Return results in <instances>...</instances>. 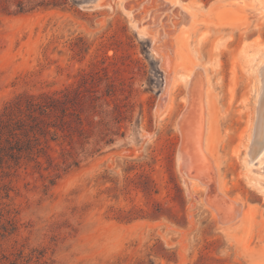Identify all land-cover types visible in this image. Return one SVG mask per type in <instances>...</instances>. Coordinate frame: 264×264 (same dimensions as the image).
I'll use <instances>...</instances> for the list:
<instances>
[{"label": "rangeland", "instance_id": "rangeland-1", "mask_svg": "<svg viewBox=\"0 0 264 264\" xmlns=\"http://www.w3.org/2000/svg\"><path fill=\"white\" fill-rule=\"evenodd\" d=\"M60 1L25 14L0 11V112L24 92L80 86L86 100L77 166L63 170L52 144L58 171L30 162L0 180V264L19 252L33 264H264V193L256 184L264 143L261 163L255 152L253 163L244 158L255 69L264 65V0H160L162 20L186 17L183 65L210 83L212 154L203 141L201 149L211 173L187 172L201 184L190 183L179 161L190 150L181 122L185 69L166 83L151 37L127 13L141 0Z\"/></svg>", "mask_w": 264, "mask_h": 264}, {"label": "trees", "instance_id": "trees-1", "mask_svg": "<svg viewBox=\"0 0 264 264\" xmlns=\"http://www.w3.org/2000/svg\"><path fill=\"white\" fill-rule=\"evenodd\" d=\"M64 3L60 0H0V11L17 15L56 8ZM85 107V94L80 86L59 93H19L7 102L0 112V180L30 162L38 168L44 165L43 169L58 171L60 166L53 156L52 144L60 146L58 157L64 164L63 170L77 166L79 160L73 155L76 144H83ZM42 252H36V258L42 256ZM2 258L3 264H33L32 256H23L21 252L13 258ZM35 262L37 264L38 259Z\"/></svg>", "mask_w": 264, "mask_h": 264}, {"label": "bare ground", "instance_id": "bare-ground-1", "mask_svg": "<svg viewBox=\"0 0 264 264\" xmlns=\"http://www.w3.org/2000/svg\"><path fill=\"white\" fill-rule=\"evenodd\" d=\"M126 4L127 3H125V5ZM146 4H149V7H150L149 9L145 7ZM162 4L163 2L160 0H141L137 4L133 3L132 7L130 8V10H128L127 13L131 17L132 24L141 33L144 32L151 37L153 41L152 49H154L156 55H158L162 59V65L161 64L160 65L165 71L166 83L168 82V80H170V77L173 72L177 73V68L180 67L182 69H185L184 73L180 75V80H184V82H186V85L188 86V90L186 93L187 106L183 114H181L182 115L181 122H182V127H183L182 130L184 129L188 136V143H189L190 150L189 149L185 150L187 153L186 154L187 161L183 162L181 153L179 154V161H180L181 166L183 164L184 170L187 175H188L187 173L188 169L190 170L191 168L194 170L197 169L200 172H202L203 170L205 172L203 174H205V176L208 177V172L211 173V165H212V164L210 165L208 161L206 160V156H209V154H212V145H210V141H209L210 137L208 136V131L210 130V125H211V120L209 118V103H208L210 100V95H209V90H210L209 84L210 83L208 82L209 80L206 82L205 80H203L204 78L202 77V73L199 74L197 71L198 69L196 70V68L189 67L191 64L186 65L188 61L187 62L185 61L184 63L185 66L183 65L184 55H183L182 48H181L182 43L180 42V39H179V32L182 30L181 27L184 25L183 22H185L186 20L185 15L181 20L173 21L170 19L171 15L169 14L164 20H162L159 16L163 12L161 14L158 13L160 9L159 6ZM173 4L174 3H172V5L170 6H167L168 10H170L169 8L172 7ZM139 7H141L142 9ZM258 11H259L258 13H262L264 11V8ZM181 21H182V25L180 24ZM222 22L220 21L219 23H222ZM262 61L264 63V60ZM260 62L261 60L258 62L257 67L255 69L257 73L256 74V78H257L256 79L257 80L256 104L257 105L254 104L255 105L254 116H253L254 120L252 121L253 135L249 134L250 136H248V143H247L246 152L244 155L245 162L247 164L253 163L252 157H251V155H253L252 153L255 152L258 155L256 159L260 163L262 162V157L264 155V153L262 155V150L259 151V149L264 145L263 144L264 143V70H263L264 65H262V63ZM173 79L174 78H172L171 81ZM171 85H172V82H171ZM203 127H204V132H205L204 133L205 136H203L204 140H202ZM202 141L204 142V146H203L204 150H206V153H209L208 155H206L205 152L201 149L203 148L201 146L203 144ZM194 170L190 172L191 175H188L190 183L191 182H195L199 184L204 183V180L201 178V175L196 173ZM192 173L195 175L193 176ZM261 176H264V174H261ZM258 178L259 179H257L256 184L259 185L260 190L264 193V177L260 178V175H258ZM213 181L211 180V182ZM210 186H208L209 190L213 191V189ZM212 193L214 196L217 197L214 191ZM206 195H208V193ZM218 200H219V197H218ZM218 200L216 199V201ZM220 208L218 207V209Z\"/></svg>", "mask_w": 264, "mask_h": 264}]
</instances>
